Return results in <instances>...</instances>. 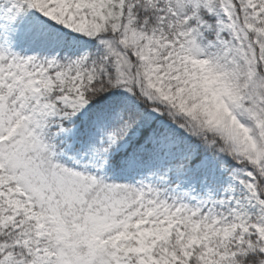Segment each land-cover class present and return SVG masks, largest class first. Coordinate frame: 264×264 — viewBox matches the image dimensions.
I'll return each instance as SVG.
<instances>
[{
  "label": "snow or ice",
  "instance_id": "1",
  "mask_svg": "<svg viewBox=\"0 0 264 264\" xmlns=\"http://www.w3.org/2000/svg\"><path fill=\"white\" fill-rule=\"evenodd\" d=\"M0 264H264V0H0Z\"/></svg>",
  "mask_w": 264,
  "mask_h": 264
}]
</instances>
